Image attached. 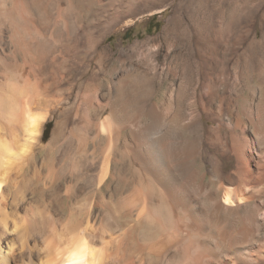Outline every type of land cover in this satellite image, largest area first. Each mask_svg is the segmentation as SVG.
I'll use <instances>...</instances> for the list:
<instances>
[{"label":"bare ground","instance_id":"obj_1","mask_svg":"<svg viewBox=\"0 0 264 264\" xmlns=\"http://www.w3.org/2000/svg\"><path fill=\"white\" fill-rule=\"evenodd\" d=\"M182 1L169 2L158 36L115 50L105 36H76L101 0H0L12 34L51 53L23 42L30 71L0 83V264H264V39L239 48L242 24L264 21V11L258 0H218L190 37ZM143 46L148 68L131 64L120 76L121 57ZM92 60L98 70L84 80ZM159 62L163 81L144 92L143 124L130 83H153ZM238 68L242 81L256 79L249 90L247 80L236 85ZM62 85L73 99L50 143L70 150L69 164L49 184L31 182L22 163L44 148L48 113L28 101Z\"/></svg>","mask_w":264,"mask_h":264},{"label":"rangeland","instance_id":"obj_2","mask_svg":"<svg viewBox=\"0 0 264 264\" xmlns=\"http://www.w3.org/2000/svg\"><path fill=\"white\" fill-rule=\"evenodd\" d=\"M131 1L132 0H130V4H131L130 5L128 0H101V5L98 7V9L90 12L88 11L87 12L88 14L86 13L85 15H83V19L80 22L81 26L79 27L78 29L79 31L77 32L78 35L76 34L77 39L81 43L82 42L89 43L94 38L100 39L101 37L105 36L104 40L102 41L103 42L102 44L106 45L110 49L116 50L117 48L127 49L130 46H132L135 42H141L146 38L158 36L160 31L162 30L163 25L166 23L167 18L171 14V5L169 4L171 0H135V1L133 0L132 2ZM258 1L261 11H264V0H258ZM181 3H182L181 4L182 8L179 10L183 20L181 35L196 37V35H199L202 30V28H200L199 26L205 24L208 20H212L215 17L213 16L214 15L213 13L217 9L218 0H183ZM17 8L15 7L16 11H20L21 17L22 15L27 14L25 10L21 9V7H17ZM131 12L134 13V15H136L133 17L132 21L129 20L128 17L124 18L121 15L122 13L130 14ZM24 20H25L24 18H21V23L24 24V26H26L30 31L35 30V28L37 27L35 20H30V21H26V20L24 21ZM4 23L6 22H3L1 19L0 20V81H1L0 83H3L6 79L13 77V75L14 77L17 76L21 77L23 73L30 71L31 68L28 60V51L22 46L23 42L28 43L29 41L32 40V43L27 44L29 47H34V48L37 46L39 48L42 47V44H40L39 46L38 39H36V37H33L34 34L33 35L31 34V37H33L31 38V40L30 37L27 36H25L24 38L23 37L18 38L17 35L15 36L12 34L13 32H12V27H10L11 25ZM49 31L50 28L47 27H45L44 30H42V40L51 44L53 38L50 35ZM241 35H242V44L239 47L241 48L240 50L245 49L247 43L252 39L255 41L263 40L264 21L248 19L246 22L242 24ZM19 39L21 40L19 41ZM148 48L150 47L143 46L135 51L136 54L133 53L132 55L122 56L121 60L119 61L120 62L119 64L122 63L121 65H119L120 67L118 68L119 75L122 76V74H124L129 69L131 64L133 65L135 64L134 66L140 65L142 68H148V65L151 64V58L146 56ZM40 49L42 55L45 57V59L48 60L51 54L50 51L47 50V48L45 49L40 48ZM163 52H164V47L160 49L161 54L160 56H158L159 61L161 60L160 58ZM115 55H117V52L115 53ZM94 62L95 60H92L90 62V68L88 73L84 76V80H88L91 72L98 70V66ZM47 68L48 70H50L51 65L47 66ZM164 68L165 66L159 62V66H158L159 71L157 73V78L154 80L153 83L150 82L147 84L145 83L139 84L138 82H134L135 81L134 79H133L134 81L131 80L130 83L132 84L131 92L138 93L137 96L135 97L134 102L136 104V109H140L141 111L140 119L143 124H145L147 120V117L145 115L146 96L144 95V92L150 88L156 89V87L160 86L161 82L163 81ZM8 73H10L11 76H8L9 75ZM233 73H235L234 77H236L235 81H237L236 82L237 86L246 84V80H247L248 81L247 89L249 90L250 89L249 86L255 84L256 82V79L250 80V78H248L245 73L243 74L245 79L244 81H242L241 80L242 74L239 68L235 69ZM19 74L21 76H19ZM7 76L9 78H7ZM65 87L66 85L59 86V88H50L48 86L47 89L44 91V93L36 97L34 96L32 100L28 101L31 108L37 109L38 111L40 109V111H46L48 113V116L46 117V119L43 122L44 124L42 125V134L40 139V142L45 144L44 148L40 149L38 147L35 149L34 156L36 159L33 158L34 157L33 156L28 158V160H26L29 162L30 165L29 164L26 165L25 164L26 161H23L22 163V165L24 166V167L22 166L24 168L23 175L27 178L30 177L29 179L31 182L38 181L40 184L44 182L49 184L50 181L52 180V177L54 176L52 172L53 171L56 172L58 169H60V171L62 172H65L66 171L65 167H67V165L69 164L70 150L65 146L57 148L55 145H53V143H50L52 130L57 116L59 115L61 116L66 111L67 105H69V101L72 102L73 99V97H70L69 100L67 99L68 91L65 89ZM262 88H263L262 93L264 94V83ZM167 120L168 119L166 118V115H164L158 121V129H157L158 133L162 131V128L164 127V123ZM47 122H50V127L48 132L44 135L43 134L44 128ZM34 160L36 161L35 164H33L35 162ZM53 164L55 165V167ZM197 165H199L200 167L199 163ZM18 180H19L18 182L21 181L20 178ZM260 191L261 193H257V194H259L260 196L262 195V197H264V182L262 184L260 183L259 192ZM35 199L36 198H33L31 201H34ZM22 212L23 211H21L20 213ZM262 220L264 221V215Z\"/></svg>","mask_w":264,"mask_h":264},{"label":"trees","instance_id":"obj_3","mask_svg":"<svg viewBox=\"0 0 264 264\" xmlns=\"http://www.w3.org/2000/svg\"><path fill=\"white\" fill-rule=\"evenodd\" d=\"M49 127H50V122H47L44 128V133H43L44 135L48 132Z\"/></svg>","mask_w":264,"mask_h":264},{"label":"clouds","instance_id":"obj_4","mask_svg":"<svg viewBox=\"0 0 264 264\" xmlns=\"http://www.w3.org/2000/svg\"><path fill=\"white\" fill-rule=\"evenodd\" d=\"M51 244H52V241L51 240H49V241L46 242V246L51 245ZM71 264H77V262L74 260V261L71 262Z\"/></svg>","mask_w":264,"mask_h":264}]
</instances>
